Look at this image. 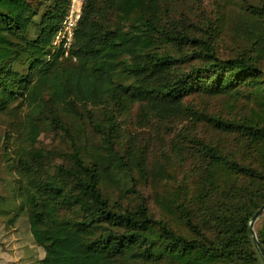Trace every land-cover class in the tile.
<instances>
[{
	"label": "trees",
	"instance_id": "obj_1",
	"mask_svg": "<svg viewBox=\"0 0 264 264\" xmlns=\"http://www.w3.org/2000/svg\"><path fill=\"white\" fill-rule=\"evenodd\" d=\"M227 4L85 0L66 58L70 0H0V216L39 264H264V0Z\"/></svg>",
	"mask_w": 264,
	"mask_h": 264
},
{
	"label": "rangeland",
	"instance_id": "obj_2",
	"mask_svg": "<svg viewBox=\"0 0 264 264\" xmlns=\"http://www.w3.org/2000/svg\"><path fill=\"white\" fill-rule=\"evenodd\" d=\"M229 1L187 0V3L193 7L192 10L194 11H198L200 7L206 8L215 17L214 14L224 9ZM232 16V9L228 8L223 24L224 31H222V38L225 40V55H228L227 52H231L236 43L244 44L243 40L239 41L235 36L236 21L233 20ZM6 130V124L0 120V138ZM40 145L58 147L59 140H57V136L47 133L42 136ZM18 178L17 173L11 172L9 162L3 161L0 165V195L12 196L14 190L16 191ZM11 219H13V215L0 216V264H39V261L44 259L45 252L35 244L26 214H22L13 222Z\"/></svg>",
	"mask_w": 264,
	"mask_h": 264
},
{
	"label": "built area",
	"instance_id": "obj_3",
	"mask_svg": "<svg viewBox=\"0 0 264 264\" xmlns=\"http://www.w3.org/2000/svg\"><path fill=\"white\" fill-rule=\"evenodd\" d=\"M84 2L85 0H70L68 12L54 38L53 51H61L66 58L72 57L71 49L74 43L76 28L82 17Z\"/></svg>",
	"mask_w": 264,
	"mask_h": 264
},
{
	"label": "water",
	"instance_id": "obj_4",
	"mask_svg": "<svg viewBox=\"0 0 264 264\" xmlns=\"http://www.w3.org/2000/svg\"><path fill=\"white\" fill-rule=\"evenodd\" d=\"M264 217V205L253 215L251 222H250V231L251 234L253 236V239L255 241V243L257 244V246L260 249V252L264 258V249L262 248L258 236H257V232H256V224L258 223V221H260L262 218Z\"/></svg>",
	"mask_w": 264,
	"mask_h": 264
}]
</instances>
